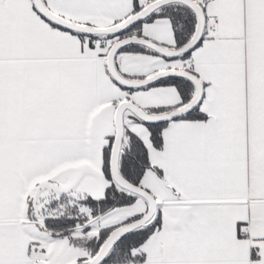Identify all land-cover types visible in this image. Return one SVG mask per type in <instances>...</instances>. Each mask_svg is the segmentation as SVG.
<instances>
[{
    "label": "snow or ice",
    "instance_id": "snow-or-ice-1",
    "mask_svg": "<svg viewBox=\"0 0 264 264\" xmlns=\"http://www.w3.org/2000/svg\"><path fill=\"white\" fill-rule=\"evenodd\" d=\"M0 264H264V0H0Z\"/></svg>",
    "mask_w": 264,
    "mask_h": 264
}]
</instances>
